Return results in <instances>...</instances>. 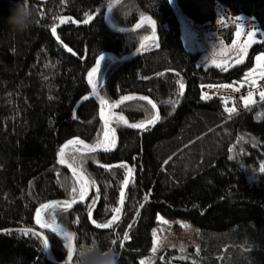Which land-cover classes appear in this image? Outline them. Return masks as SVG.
Instances as JSON below:
<instances>
[{"label": "trees", "instance_id": "trees-1", "mask_svg": "<svg viewBox=\"0 0 264 264\" xmlns=\"http://www.w3.org/2000/svg\"><path fill=\"white\" fill-rule=\"evenodd\" d=\"M112 1L30 0L33 23L18 32L6 23L15 0H0V264H105L109 256L115 264H141L151 252L158 213L198 226L201 255L198 263L161 254L152 264H243L224 248L245 227L264 237V99L228 111L221 96L204 98L202 85L242 79L264 52V37L242 63L206 65L200 51L186 47L170 0H116L111 7L110 20L119 29L150 16L156 35L151 19L133 32L113 30L105 19ZM178 1L198 23L215 22L221 4L233 15L254 18L264 33V0H203L202 10L192 0ZM236 30L231 23L219 33L231 43ZM107 53L117 57L102 59L93 84L108 103L118 145L108 151L66 147L65 164L89 177L91 194L42 213L45 221L55 219L75 232L69 261L63 236L30 228H36L42 205L87 193L80 173L58 161L63 144L80 137L110 147L88 79ZM141 123L144 128L129 126ZM221 136L219 147L181 168L185 156ZM113 216L111 227L97 226ZM25 228L31 231L25 234ZM212 247L224 255L207 257ZM254 255L250 264H264V245Z\"/></svg>", "mask_w": 264, "mask_h": 264}, {"label": "rangeland", "instance_id": "rangeland-1", "mask_svg": "<svg viewBox=\"0 0 264 264\" xmlns=\"http://www.w3.org/2000/svg\"><path fill=\"white\" fill-rule=\"evenodd\" d=\"M176 14L178 15L182 28V38L186 47L191 51H200L202 53L201 60L206 65H216L229 69L246 60L251 46L261 41L264 33L259 23L252 17L245 14L233 15L228 8L221 4L216 5L218 18L215 22L208 21L206 23H198L187 16L178 0H170ZM196 6L202 10L206 8L203 0H192ZM235 24L237 30L231 43H227L219 33V28L227 24ZM254 33L252 37L249 33ZM245 45L247 47L245 48ZM244 49L241 52V49ZM111 57H114L110 54ZM264 58V52H260L255 56L254 65L250 68L244 77L234 82H217L206 83L202 85V96L204 98L219 95L223 98L227 110H237L252 102H254L261 92H264V59L257 61V57ZM239 60V62H237ZM91 80L93 83V70L91 71ZM251 93V96H249ZM102 103L101 114L106 122L110 123L108 111V103L104 100ZM247 102V103H246ZM107 126V125H106ZM108 135H110V143L115 134L112 128L107 126ZM225 140V136H221L217 140L203 146L199 149L198 154H190L185 156L182 161V169L189 168L194 165L200 157L205 156L215 147H219ZM199 157V158H200ZM153 246L151 252L140 259L141 264H152L162 255L170 254L177 259H189L200 263L201 243L200 229L192 221L185 218H168L158 213L157 223L152 228ZM264 245V237L260 236L251 227H245L239 230V238L234 241L232 247L227 249V255L237 258L243 264H250L253 255ZM155 248V251L153 249ZM223 250L210 248L207 257H215L224 255ZM255 256V255H254Z\"/></svg>", "mask_w": 264, "mask_h": 264}, {"label": "water", "instance_id": "water-1", "mask_svg": "<svg viewBox=\"0 0 264 264\" xmlns=\"http://www.w3.org/2000/svg\"><path fill=\"white\" fill-rule=\"evenodd\" d=\"M115 2H116V0H113V1L111 2L110 6H109V8H108V10H107V12H106V15H105L106 22L108 23V25H109L113 30H115V31H117V32H133V31L138 27V25H140V23L143 22L145 19H151V21H152L153 24H154V31H153L152 35H156V34H157V25H156V22H155L154 19H152L150 16H143V17H141V18H140V19H139V20H138V21H137L132 27H130V28H128V29H125V30H122V29H119L118 27H116V26L111 22V20H110V10H111L112 5H113ZM135 53H137V52H135ZM111 55H113L114 57H117L115 54H111ZM133 55H135V54H133ZM102 57L104 58V57H111V56H110L109 53H107V54L103 55ZM99 60H100V59H99ZM100 62H101V61H100ZM94 68H97V64L92 68V70H93ZM92 70H91V71H92ZM91 71H90V73H89V75H88V79H89V81L91 80V76H92ZM90 74H91V76H90ZM91 86L94 88V84L92 83V80H91ZM94 93L98 95V103L100 104V106H102L101 101H102V100L104 101L105 99L103 98L102 95H100L99 90L95 89V92H94ZM101 116H102V114H101ZM102 118H103V117H102ZM103 120H104V118H103ZM104 121H105V120H104ZM105 123H106V121H105ZM106 125L109 126L110 128H112V129L114 130V134H115V143H114V145H112L111 147H109L110 149H114V148L118 145V142H119V136H118L117 130L111 125V123L107 122ZM70 141H71V142H74V143H69ZM76 141H82L83 143H75ZM73 144H81V145H83V146H85V147H87V148H89V146H94V147H95V150H104V149H105V148H100V147H98V146L92 145V144H90L89 142L85 141L84 139H82V138H80V137H72V138L68 139V140L63 144V146H62V148H61V150L63 149V154H64V151H65L66 147H68L69 145H73ZM60 159H61V151H60L59 156H58V161H59V162H60ZM64 165H65L66 167H68V168H70V169H72V170H74V171L80 173V175L82 174L81 176L84 178V180H85V182H86V184H87V193H86V195H85V197H84L83 200H81V199H79V200H75L74 203L72 202L73 199H56V200L52 201L51 203H49V205L60 204V203H66L67 205H68V204H71V206H72V205L77 204L78 202H81V201L87 200L88 197H89L90 194H91L92 186H91V181H90L89 177L86 176V175H85L82 171H80L79 169L74 168V167H72V166L69 167V164H65V163H64ZM38 210H41L42 213H43L46 209H42V208H41V209H38ZM38 210H37V211H38ZM36 214H37V212H36ZM36 214H35V224H36V228H30V229H37V228H40V229H42V230L51 231L50 228H42V227L40 226V224H37V222H36V219H37ZM56 224L60 225L61 228L66 229L67 231H69L70 233H72V235H73V245H74V248H75V241H74V238H75V232L71 231L68 227H66V226H65L64 224H62V223H56ZM25 229H28V228H25ZM41 233H42V235H43L45 238H47V240H48V242H49V246H48V256H49V259L53 261L50 241H49V239H48V237H47V235H46L45 233H43L42 231H41Z\"/></svg>", "mask_w": 264, "mask_h": 264}, {"label": "snow or ice", "instance_id": "snow-or-ice-1", "mask_svg": "<svg viewBox=\"0 0 264 264\" xmlns=\"http://www.w3.org/2000/svg\"><path fill=\"white\" fill-rule=\"evenodd\" d=\"M90 18L91 17H89V19ZM85 22H87V21H85ZM55 31H56L55 28H52V32L55 33ZM253 35H254V33H251V32L249 33V36L250 37H252ZM145 39H148V38L145 37ZM246 47H247V45H245V48ZM243 51H244V49L242 48L241 49V52H243ZM102 59H103V57H100V60L97 61V68H94L93 69V72L94 73L99 69L100 61H102ZM256 59H257V61H261L264 58L258 56ZM237 62H239V60ZM90 76H91V74H90ZM262 76H264V73H262ZM89 82L91 83V80ZM180 87H181V89H183V84L182 83H181ZM93 91L95 92V86L93 88ZM249 96H251V93H249ZM260 97H261V99H264V92H261L260 93ZM127 99H132V97H124L123 98V100H127ZM141 99H146V98L145 97H141ZM101 103H105V101L102 100ZM149 103H151V102L149 101ZM115 106L116 105H113V107H115ZM153 107H155V105H153ZM228 111H234V109H229ZM119 119L120 120H123V117H120ZM156 119H158V116L155 117V118H153L152 120L147 121V123L148 124H153V123H155V120ZM129 126L130 127H133V128H144L145 127L144 123H141V124H131ZM112 131L114 132V130H112ZM105 135L107 136V133H105ZM69 143H74V142H71L70 141ZM75 143H83V142L82 141H76ZM114 143H115V141H114V138H113V140L111 141V144L114 145ZM89 150L90 151H95V147L94 146H89ZM104 150L105 151H108V150H110V148L109 147H105ZM60 163L61 164H64L65 163V160L63 158V149L61 150ZM69 167H71V165H69ZM121 167H123V165H121ZM261 171H264V168H262ZM124 184H125V186L128 184V180L127 179H125ZM73 191L75 192L76 190L73 189ZM84 197H85V192L82 190L80 192V199L83 200ZM72 202L74 203L75 200H73ZM120 202H121V205H122L123 204V192H121V201ZM70 206H71V204H68V207H70ZM51 207H54V205L45 204V205H42L41 206L42 209H49ZM113 211L115 213H119L121 211V209L120 208H115V209H113ZM36 216H37L36 222H37V224H40V226L42 228H50L52 232L57 233L58 235L63 236V238L67 240V244H66L67 258H68L69 261H71L72 256H73V253L75 251V248H74V245H73V235H72V233H70L66 229L61 228L60 225L56 224L55 219H52L51 221H45L43 219V217H42V211L41 210H38L37 211ZM117 218H118L117 216H113L112 217V220L109 221L108 223L102 224V225H97V226L98 227H103V228H109L117 220ZM30 231H31L30 229L25 230V234H27ZM33 234H36V233H33ZM125 239H127V236L125 237ZM43 244H44V248L47 249L48 246H49V242H48L47 238H44ZM153 251H155V248L153 249Z\"/></svg>", "mask_w": 264, "mask_h": 264}, {"label": "clouds", "instance_id": "clouds-1", "mask_svg": "<svg viewBox=\"0 0 264 264\" xmlns=\"http://www.w3.org/2000/svg\"><path fill=\"white\" fill-rule=\"evenodd\" d=\"M33 20L34 10L30 6V0H15L12 7L9 9L6 23L14 31L24 32L31 26ZM105 264H115V260L109 256L105 260Z\"/></svg>", "mask_w": 264, "mask_h": 264}, {"label": "bare ground", "instance_id": "bare-ground-1", "mask_svg": "<svg viewBox=\"0 0 264 264\" xmlns=\"http://www.w3.org/2000/svg\"><path fill=\"white\" fill-rule=\"evenodd\" d=\"M112 131V130H111Z\"/></svg>", "mask_w": 264, "mask_h": 264}]
</instances>
